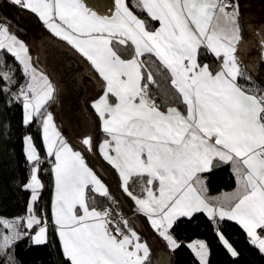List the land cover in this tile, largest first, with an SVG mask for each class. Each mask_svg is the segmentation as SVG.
I'll return each mask as SVG.
<instances>
[{
    "label": "snow or ice",
    "instance_id": "obj_1",
    "mask_svg": "<svg viewBox=\"0 0 264 264\" xmlns=\"http://www.w3.org/2000/svg\"><path fill=\"white\" fill-rule=\"evenodd\" d=\"M8 2L35 14L105 82L103 95L93 102L106 134L99 153L117 171L136 211L170 249L180 246L170 232L175 222L202 212L214 224L224 219L237 222L249 244L264 254V92L242 89L237 83L242 75L237 56L242 40L239 0H134L131 7L128 0H114L108 14H100L86 0ZM133 8L158 21L159 27L149 30ZM129 47L133 52L126 58ZM0 50L19 62L26 77L13 92L18 84L15 69L0 60V93L8 97V104L22 103L25 125L39 119L43 144L52 158L50 222L68 264H148L150 247L129 221L114 220L111 208L97 207V196L113 204L115 199L57 129L53 114L46 111L55 98V86L33 65L28 46L6 22L0 23ZM202 50L222 61L218 70L199 61ZM146 54L167 70L184 111L175 106L164 111L156 103L149 88L156 84L155 61L141 59ZM82 143L92 150L91 137ZM24 144L34 166L22 187L31 195L26 215L0 216V264H18L15 244L22 239L36 245L48 241L49 217L36 208L44 187L38 175L41 157L31 135L24 137ZM225 165L230 166L236 188L210 196L206 174ZM133 180L142 195L130 190ZM217 235L238 258L239 252L218 229ZM188 247L199 264H209L204 241Z\"/></svg>",
    "mask_w": 264,
    "mask_h": 264
},
{
    "label": "trees",
    "instance_id": "obj_2",
    "mask_svg": "<svg viewBox=\"0 0 264 264\" xmlns=\"http://www.w3.org/2000/svg\"><path fill=\"white\" fill-rule=\"evenodd\" d=\"M21 8L9 3H0V20L6 22L11 31L20 39L28 43L29 48V28L21 24L15 16L16 11ZM151 25L155 24L154 20L147 18ZM241 31L244 34L245 30L241 24ZM31 49V48H30ZM131 53L128 48L126 56ZM145 61H155L153 74L156 84H150V93L160 104L162 108L177 104L183 105L180 98L176 95L175 89L170 84V77L166 69L160 65L155 56L145 55L141 57ZM0 60L5 62V66H10L15 69L14 79L18 81L16 87L12 91H17L19 84H22L26 77L22 74V67L15 58L5 50H0ZM199 61H206L212 69H217L220 65L219 59L209 53L207 50H202L199 56ZM151 66V65H150ZM160 69L161 71H156ZM241 76L238 81L246 89H260L264 92V85L258 80L245 65L240 66ZM89 80L86 75L82 76L83 84ZM0 80V85H3ZM8 97L0 93V216L13 217L15 215L23 216L26 214L27 204L30 200V190L23 189L22 185L27 182L30 169L33 166L26 158L24 151V136L29 134L33 137L34 143L41 154H44L43 140L40 131V122L34 120L29 125L23 123L24 109L20 101H15L11 104L6 103ZM89 96L83 100V107L87 112L92 124V150L89 151L86 147L71 142L75 148H80L89 163L95 167L97 161V144L102 138L98 115L92 109ZM168 104L165 105L164 101ZM44 157V156H43ZM95 158V160L93 158ZM106 181L107 187L112 197L115 199V204L109 202L106 198L97 196V207L103 208L110 206L113 213H124L128 220L130 207H132L131 198L128 197L122 190L119 179L112 175L109 178L102 175ZM39 178L44 185L40 190L39 202L36 205L38 214L41 210L47 213L50 221V200L52 190V176L50 163L45 159H41ZM207 176V186L209 192H216L221 188H231L235 184V178L230 171L229 165H225L214 169ZM130 190L134 193H141L138 181L133 180L130 183ZM217 229L239 252L238 258H233L226 247L223 245L217 235ZM171 234L179 243V247L175 250L168 249L166 255L169 264H199V261L194 256L191 249L188 247V241L194 238H201L208 245L209 249V264H264V254L249 244L247 235L242 227L235 221L224 219L217 220L214 224L205 213H196L191 218H179L172 229ZM15 255L18 264H68L66 258L61 251V245L58 235L54 227L49 224L48 241L42 245H36L29 239H22L15 244ZM148 264H155L153 253L150 252Z\"/></svg>",
    "mask_w": 264,
    "mask_h": 264
},
{
    "label": "crops",
    "instance_id": "obj_3",
    "mask_svg": "<svg viewBox=\"0 0 264 264\" xmlns=\"http://www.w3.org/2000/svg\"><path fill=\"white\" fill-rule=\"evenodd\" d=\"M262 1L263 0H261V2ZM3 2H8V0H0V3H3ZM86 2L90 6H92L94 8V10H97L100 14H108L110 11L114 10V0H86ZM133 2H134V0H128V3H129L130 7L132 6ZM239 5H240V28H241V24H242V26H243V28L245 30V27H247V26L245 24V18L246 17H245V13H244V9L245 8H244V5H243V0H239ZM21 10H23V9H21ZM132 10L141 19H144L146 21V25L149 28V30H155L156 28L159 27V22L158 21H155L154 25H151L149 20L147 21V18H150V17H148L145 12L139 11L138 9H135V8H133ZM23 11H25L28 14H30L31 15L30 18L32 19V23H38V26L41 28L40 32H38V34H41V35H39L38 37H44L47 40H50V41H52L54 43H57V44L65 47L67 50L70 51V53L72 55H74L77 59H79V62L83 66L82 76L86 75V76L89 77V80L86 81V83H84V92H83L82 101L86 97L89 96L88 100L90 102V105H91L92 109L95 111V109L93 108V102L96 101L101 95H103L104 90H105V82L103 81V79L95 71V69L92 67L90 62L85 57H83L75 48H73L71 45H69L66 41L62 40L61 38H59V37L55 36L53 33H51L43 25V23L39 20V18L35 14H33L30 11H27V10H23ZM0 23H5V22L0 20ZM262 25H264V18L263 17L259 18L258 24L254 28V32L257 34V41H258V45H259V47H258V56H259L258 59L260 61L261 73L264 72V61L261 58V49H262V44L260 42L261 35L257 31V29L260 28V26H262ZM10 31H11V29H10ZM241 37H242V40H241V43L239 45V50L237 52L238 61H239V67L241 65H245V66H248L252 71H255V70H253V63L257 67L256 62H254L252 57L248 58V56H247V52H248L249 49H250L251 52L253 51L252 54L254 53V55H255V50H254V48H252L254 46L250 45L251 41H249V38L247 37V33L243 34L242 31H241ZM37 40H38V38H37ZM30 46H31L30 48L33 50V52L36 53L35 52L36 48H34L35 46L32 43V38H30ZM129 49L131 50V53L128 56H126V58H130L131 54L133 52V49L131 47H129ZM219 61H220V64H221L222 61L220 59H219ZM201 63H207V62L203 61ZM218 69H219V67L217 69H213V70L215 71V70H218ZM49 76H50V74H49ZM50 78L52 79L51 76H50ZM263 80H264V77H262V79H260L261 82ZM237 83L242 89H246L238 81V78H237ZM109 99H110V102H113V103L115 102L114 97H110ZM56 101H57V97H56V99L54 98V100L50 101L48 103V105H47L46 111L51 112L53 114L54 123L56 124L57 129L60 131L61 135L68 142V144L70 146H72L70 141L75 142V143L77 141H75L72 137H70L69 133H68L69 136L65 133L66 129L64 128L62 123H60V118H59V114H58V101H57V103H56ZM168 106H175V107H178L181 111H184V106L183 105L181 106V105H177V104H172V105H168ZM166 107H164V108L161 107V110L166 111ZM95 113H96V111H95ZM98 120H99V123H100V129H101V119H100L99 116H98ZM40 131H41V136H42L41 125H40ZM101 134L103 136L99 140V142L97 144V147H96L99 158H97V161H95V163H94L95 167L94 168L89 163V161L86 159V157L84 156V154H83V152L81 151L80 148H75L73 146L72 147H73L74 150L80 151L82 153V155L85 158L86 163L97 173V175L101 178V180L105 183L106 186H107L106 181L101 177L99 172L102 175H104L105 177H107V178H109L112 175H115L119 179L120 184H121V180H120V178L118 176L117 171L107 161H105L103 159L102 155L99 153L98 145L106 138V134L102 131V129H101ZM27 135H29V134H27ZM76 144H78V142ZM43 147H44V144H43ZM24 148H25V144H24ZM38 152H39V150H38ZM39 154H40V157H43V156L47 155L46 148L44 147V154H41L40 152H39ZM93 159L95 160V158H93ZM51 168H52V158H51V163H50V170H51ZM51 176H52V190H51V200H52L53 195H54V180H53L52 171H51ZM235 188H236V181H235L234 186L231 187V188H221L220 190H218L216 192H209L208 194L210 196H221L223 193H230V192L234 191ZM134 194L142 195V193H134ZM51 200H50V209H51ZM131 201H132V207H130V211H129V215H128L129 226L132 227L140 235L142 241H146L147 242V244L150 247V252L154 253L156 251V255H155V261H156L157 257L159 256V252L160 251H165L166 252L169 249V247H168L167 243L152 229V227H151L149 221L147 220V218L144 215H141V214H139L136 211V206L134 204V201L132 199H131ZM98 208H100V207H98ZM100 209H103V208H100ZM18 216L19 215H15L13 217H8V218L11 219V218L18 217ZM49 224H51L50 221H49ZM195 241H204V240L201 239V238H194V239H191L190 241H188V245L193 243V242H195Z\"/></svg>",
    "mask_w": 264,
    "mask_h": 264
},
{
    "label": "water",
    "instance_id": "obj_4",
    "mask_svg": "<svg viewBox=\"0 0 264 264\" xmlns=\"http://www.w3.org/2000/svg\"><path fill=\"white\" fill-rule=\"evenodd\" d=\"M264 40V25L257 29ZM39 52L43 56L44 67L57 85L58 110L62 125L69 135L88 149L82 141L91 137L92 123L83 107L84 84L82 82L83 66L65 47L38 37ZM261 58L264 61V44H262ZM169 264L165 251H160L155 264Z\"/></svg>",
    "mask_w": 264,
    "mask_h": 264
},
{
    "label": "rangeland",
    "instance_id": "obj_5",
    "mask_svg": "<svg viewBox=\"0 0 264 264\" xmlns=\"http://www.w3.org/2000/svg\"><path fill=\"white\" fill-rule=\"evenodd\" d=\"M243 5H244V8H245L244 9V13H245V17H246L245 18V24L247 26V27H245V32L244 33H247V37L249 38V41H251L250 45L254 46L252 48H254V50H255V55H254V53L252 54L253 51L251 52L250 49H249L248 52H247V56H248V58L252 57L254 62H256V65H257V67H256L254 65V63H253V70H255V71H252L248 66H246V67L258 80H260V79H262V77H264V72L261 73L260 61L258 59V57H259L258 56V47H259V45H258V41H257V34L254 32V28L258 24L259 18H261V17L264 18V0L262 2H261V0H243ZM15 16L20 20L19 22L21 24H24L27 28H29V36H30L29 40H30V38H32V43L35 46L34 48H36L35 49L36 53H34L33 50L29 48L28 43H26L25 41H23L19 37L18 38L20 40H22L28 46L29 55L32 57L33 65L39 71H42L45 75H47L49 80L55 86V99H56L57 91H58L57 85H56L54 79L50 78L48 71L44 67L43 56L39 52V43H38L37 38H38L39 35H41V34H38V32H40L41 28L38 26V23H32V19L30 18L31 15L26 13L23 10L16 11L15 12ZM263 81L261 82L262 84L264 83ZM25 82H26V79H25V81L23 83H25ZM57 101H58V99H57ZM57 101H56V103H57ZM59 118H60V116H59ZM60 123H61V120H60ZM65 133L68 135V131L67 130H65ZM45 156L51 159V157H49L48 155H45ZM3 217H5V216H3ZM6 218H8V217H6ZM155 255H156V251L153 253L154 260H155ZM161 263L162 262L160 260V261H158L157 264H161Z\"/></svg>",
    "mask_w": 264,
    "mask_h": 264
},
{
    "label": "built area",
    "instance_id": "obj_6",
    "mask_svg": "<svg viewBox=\"0 0 264 264\" xmlns=\"http://www.w3.org/2000/svg\"><path fill=\"white\" fill-rule=\"evenodd\" d=\"M41 159H45L46 162H48V163L51 162V159L46 157V156L41 157ZM106 207L110 208V206H106ZM103 208H105V207H103ZM112 217L114 220H120L121 218L126 219V215L124 213H120V212L119 213H113L112 212ZM121 227H123V225H121Z\"/></svg>",
    "mask_w": 264,
    "mask_h": 264
},
{
    "label": "flooded vegetation",
    "instance_id": "obj_7",
    "mask_svg": "<svg viewBox=\"0 0 264 264\" xmlns=\"http://www.w3.org/2000/svg\"><path fill=\"white\" fill-rule=\"evenodd\" d=\"M58 113H59V110H58Z\"/></svg>",
    "mask_w": 264,
    "mask_h": 264
}]
</instances>
